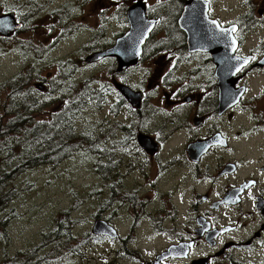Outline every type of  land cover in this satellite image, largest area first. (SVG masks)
Segmentation results:
<instances>
[{
    "label": "flooded vegetation",
    "instance_id": "obj_1",
    "mask_svg": "<svg viewBox=\"0 0 264 264\" xmlns=\"http://www.w3.org/2000/svg\"><path fill=\"white\" fill-rule=\"evenodd\" d=\"M47 1L3 2L0 38L24 31L26 10L34 6L48 19L44 55L72 44L74 30L85 26L72 20L75 2ZM152 1L131 2L143 4L145 19L156 22L123 71L117 57L87 59L111 49L128 30L131 6L79 1L97 9V25L83 37L85 67L103 70V81L87 79L79 94L102 116L81 139L110 190L130 188L115 201L121 205L117 222L128 228L124 236L118 224L98 215L95 222L111 227L115 238L96 237L118 242L119 254L134 264H264V0ZM8 14L21 27L3 37ZM28 41H21L25 52V43L36 48L38 32ZM91 44L97 48L89 50ZM37 87L44 89V82ZM123 88L133 94L130 101ZM144 245L155 247L145 259Z\"/></svg>",
    "mask_w": 264,
    "mask_h": 264
},
{
    "label": "rangeland",
    "instance_id": "obj_2",
    "mask_svg": "<svg viewBox=\"0 0 264 264\" xmlns=\"http://www.w3.org/2000/svg\"><path fill=\"white\" fill-rule=\"evenodd\" d=\"M6 1L10 2V0H0V5ZM22 1L29 0H17V2ZM70 1L75 2L73 6H69L72 20L86 27L83 26L82 31L74 30V42L59 48L55 55L49 56L50 53L44 55L45 50L50 49V42L46 38L47 32L44 28L48 19L43 20L44 10L31 6V4L23 5L24 8L31 6L26 10V29L13 38H0V84L21 73L27 78L25 95L29 94L39 102V109L32 113L36 122L45 123L60 113L67 101L79 96L87 79L95 81L93 83H97L98 80L103 81L101 77L103 70L99 65L87 68L84 64L87 50L84 49L83 41L87 35L92 34L93 28L97 25V9L90 7L88 3L79 4L81 0H69L68 4ZM118 1L120 6L127 8L131 6L133 0ZM141 1L153 5L152 0ZM92 4L96 6L97 0H92ZM111 4L105 1V5ZM9 5L13 7L11 2ZM13 11L21 12V10ZM40 21L38 31L37 25ZM106 27H108L105 32L107 39L112 28L109 24ZM125 30V28H118L116 32ZM56 31L57 29L53 30V32ZM37 32L36 48L25 43L28 50L25 52L21 41L29 42L28 39L35 37ZM92 48L97 47L91 44L89 50ZM65 56L68 57L62 61H56V58ZM65 62L70 70L67 76H64L62 72ZM57 66L60 67V71ZM85 69H88V73ZM86 74L87 78H85ZM41 81L45 84L42 90L37 87ZM7 94V91H1L0 98L5 100ZM79 111L76 125L78 134L86 133L88 127L102 122L100 108L97 104L94 108L80 104ZM76 143L79 147L65 161L56 166L50 165L26 172L18 180L19 185L25 184L21 187L24 191L19 190L20 196L11 204L10 210L14 216L8 217L4 226L0 228V261L2 260L1 252L4 249L9 258H14L19 252L32 255L27 263L17 260L16 262L9 261L7 264L136 263L131 258H123V255L119 254L118 242L90 234L95 219L99 215L100 219L106 217L116 225L118 224L124 236L128 228L125 224L117 222L121 218L119 215L121 205L115 201L121 197H128L130 188L124 187L125 190L121 194L110 190V184L104 182L94 168L98 161L97 156L86 152L85 141L79 139ZM119 171L120 169L117 174ZM124 173L125 171L120 172V174ZM112 179L111 177L110 180ZM109 202L115 203L111 205ZM65 211H69V217L75 222L72 226L74 240H52L48 246L44 245L42 246L44 248H41L43 236L55 229L57 215ZM156 245L159 244L156 243ZM140 249L144 252L141 256L144 259L155 251L154 246L148 245ZM49 253L51 258H48Z\"/></svg>",
    "mask_w": 264,
    "mask_h": 264
},
{
    "label": "trees",
    "instance_id": "obj_3",
    "mask_svg": "<svg viewBox=\"0 0 264 264\" xmlns=\"http://www.w3.org/2000/svg\"><path fill=\"white\" fill-rule=\"evenodd\" d=\"M27 84L22 73L0 84V92H8L5 100L0 98V228L8 217L14 216L11 204L25 185H19L18 180L26 172L65 161L79 147L76 142L82 140L81 133L76 131L79 107L83 105L80 95L68 101L53 119L36 122L32 113L39 109V102L25 95ZM55 221V229L43 236L41 248L52 240H74L75 222L69 217V211L59 213ZM1 253V264L17 260L27 263L32 256L19 252L9 258L4 249Z\"/></svg>",
    "mask_w": 264,
    "mask_h": 264
},
{
    "label": "water",
    "instance_id": "obj_4",
    "mask_svg": "<svg viewBox=\"0 0 264 264\" xmlns=\"http://www.w3.org/2000/svg\"><path fill=\"white\" fill-rule=\"evenodd\" d=\"M143 8V4L140 3H136L135 5L131 6L127 11V19L129 23L128 31L115 42V45L111 49L92 55L87 59V62L92 63L101 60L104 57L114 56L118 58V71H123L134 64V58L138 56L137 51L139 50V47L148 37L149 32L152 30L156 22L145 19ZM4 18L7 20L8 26L7 31L3 32L5 36H7L10 32H14L19 29L20 25L14 24L13 15H7ZM218 58V61L222 62L219 54ZM121 92L129 101L131 100L130 98L133 94L127 88L121 89ZM92 233L95 235H104L115 238L113 229L103 222H96L93 226ZM167 254L168 253H166L164 256H169V254Z\"/></svg>",
    "mask_w": 264,
    "mask_h": 264
},
{
    "label": "snow or ice",
    "instance_id": "obj_5",
    "mask_svg": "<svg viewBox=\"0 0 264 264\" xmlns=\"http://www.w3.org/2000/svg\"><path fill=\"white\" fill-rule=\"evenodd\" d=\"M214 23H215V22H214ZM231 31H232V32H235L236 29H235V28H232ZM233 43H234V41H233ZM233 50H235V49H233ZM253 59H254V57H253ZM245 63H247V62L245 61ZM239 70H240V69L238 68L237 71H239Z\"/></svg>",
    "mask_w": 264,
    "mask_h": 264
}]
</instances>
